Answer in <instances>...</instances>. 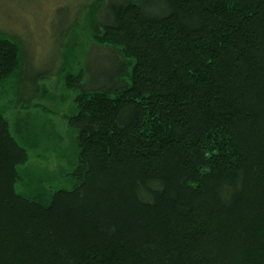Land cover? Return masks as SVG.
<instances>
[{
  "label": "trees",
  "instance_id": "1",
  "mask_svg": "<svg viewBox=\"0 0 264 264\" xmlns=\"http://www.w3.org/2000/svg\"><path fill=\"white\" fill-rule=\"evenodd\" d=\"M83 11L68 187L16 191L38 134L0 113V264H264V0ZM19 51L0 33V87Z\"/></svg>",
  "mask_w": 264,
  "mask_h": 264
},
{
  "label": "rangeland",
  "instance_id": "2",
  "mask_svg": "<svg viewBox=\"0 0 264 264\" xmlns=\"http://www.w3.org/2000/svg\"><path fill=\"white\" fill-rule=\"evenodd\" d=\"M88 2L0 0V33L19 47L22 75L0 87V113L11 124L14 136L15 129L24 127H29L28 134L34 130L38 134L32 137L28 160L18 170L22 181L16 191L20 193L39 191L40 186L47 192L69 186L66 177L76 146L66 117L74 112L75 91L66 87L65 76H75L82 67L88 75L97 74V65L102 63L90 55L89 21L83 11ZM34 85L47 92L35 94L39 91Z\"/></svg>",
  "mask_w": 264,
  "mask_h": 264
}]
</instances>
